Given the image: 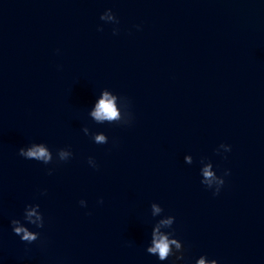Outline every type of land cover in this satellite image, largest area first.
<instances>
[{
  "label": "water",
  "instance_id": "1",
  "mask_svg": "<svg viewBox=\"0 0 264 264\" xmlns=\"http://www.w3.org/2000/svg\"><path fill=\"white\" fill-rule=\"evenodd\" d=\"M105 88L130 125L89 117ZM33 141L74 156L21 157ZM202 158L230 170L218 195ZM153 202L190 264H264V0H0V264H168L146 251ZM26 204L45 220L31 244L10 223Z\"/></svg>",
  "mask_w": 264,
  "mask_h": 264
},
{
  "label": "clouds",
  "instance_id": "2",
  "mask_svg": "<svg viewBox=\"0 0 264 264\" xmlns=\"http://www.w3.org/2000/svg\"><path fill=\"white\" fill-rule=\"evenodd\" d=\"M100 20L113 25L119 24L118 18L110 8L101 14ZM136 27L139 29L140 26L137 25ZM97 30L103 31V26H98ZM118 31L117 27H113V35L118 34ZM88 115L98 125L118 124L124 126L130 125L133 120V114L129 110L127 98L115 94L107 88L101 90L95 97ZM83 132L85 135L90 136L92 141L98 145L108 143L109 138L103 131H91L85 126ZM215 151L217 155L228 153L231 151V146L221 143ZM19 155L27 160H35L44 165H49L54 159L57 162H68L73 158L74 153L70 147H65L58 149L54 156L53 151L46 143L33 141L28 145L20 147ZM187 157H191V160L187 162V164L191 165L193 157L185 155L184 161ZM87 163L94 169L98 168L94 157H88ZM200 164V183L208 190H211L213 195H218L225 184V177L230 175V170L225 169L221 175H218L213 163L207 160V158H202ZM52 173L53 169H48V174L52 175ZM99 203L102 204L103 200L101 199ZM79 204L81 207H87L86 200L81 199ZM151 216L154 219L159 217V219H156L152 226L150 240L146 248L147 253L155 256L160 262L168 261V264H190V261L186 260L185 248L182 241L175 237L173 225L176 217L174 215H165L164 208L156 202L151 204ZM10 223L13 233L19 236L22 242L31 244L40 238V232L32 229H42L45 220L39 204H26L22 219L14 218ZM194 264H219V261L215 258H209L204 254L196 258Z\"/></svg>",
  "mask_w": 264,
  "mask_h": 264
}]
</instances>
